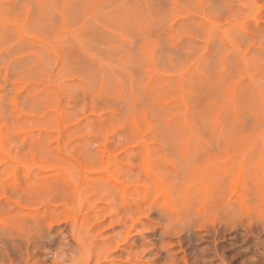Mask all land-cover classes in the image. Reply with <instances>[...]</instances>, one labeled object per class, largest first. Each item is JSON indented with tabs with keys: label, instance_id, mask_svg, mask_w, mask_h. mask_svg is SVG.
<instances>
[{
	"label": "rangeland",
	"instance_id": "obj_1",
	"mask_svg": "<svg viewBox=\"0 0 264 264\" xmlns=\"http://www.w3.org/2000/svg\"><path fill=\"white\" fill-rule=\"evenodd\" d=\"M0 264H264V0H0Z\"/></svg>",
	"mask_w": 264,
	"mask_h": 264
}]
</instances>
